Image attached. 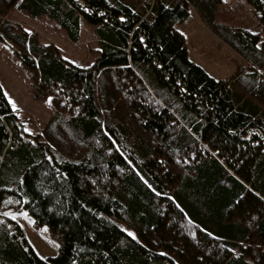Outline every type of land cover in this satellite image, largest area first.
Returning <instances> with one entry per match:
<instances>
[{
	"label": "trees",
	"instance_id": "trees-1",
	"mask_svg": "<svg viewBox=\"0 0 264 264\" xmlns=\"http://www.w3.org/2000/svg\"><path fill=\"white\" fill-rule=\"evenodd\" d=\"M190 6L244 68L216 79L189 59ZM14 11L72 41L85 19L96 59L72 62ZM263 31L264 0H0V40L54 107L32 136L0 83V264H264ZM17 207L56 256L35 252Z\"/></svg>",
	"mask_w": 264,
	"mask_h": 264
},
{
	"label": "rangeland",
	"instance_id": "rangeland-1",
	"mask_svg": "<svg viewBox=\"0 0 264 264\" xmlns=\"http://www.w3.org/2000/svg\"><path fill=\"white\" fill-rule=\"evenodd\" d=\"M10 19L35 32L41 43L56 45L62 55L72 62L89 65L96 59L98 42L95 28L85 19L82 20L78 41L70 40L64 29L44 15L33 17L24 11H14ZM177 27L186 37L189 59L212 77L228 78L244 68L242 57L206 27L192 6L187 20L178 23ZM256 27L259 30L262 28L259 25ZM260 41L264 42V31ZM260 72L264 74V69ZM0 83L27 132L32 136L40 134L54 112L51 96L44 93L34 73L22 63L14 49L1 40ZM6 214L19 222L40 257L59 253L61 240L47 225L37 224L28 209L12 208Z\"/></svg>",
	"mask_w": 264,
	"mask_h": 264
}]
</instances>
